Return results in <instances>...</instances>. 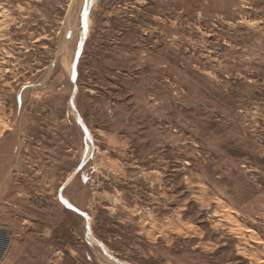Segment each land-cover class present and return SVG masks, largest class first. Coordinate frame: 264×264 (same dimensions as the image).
<instances>
[{"label":"rangeland","instance_id":"rangeland-1","mask_svg":"<svg viewBox=\"0 0 264 264\" xmlns=\"http://www.w3.org/2000/svg\"><path fill=\"white\" fill-rule=\"evenodd\" d=\"M10 254L264 264V0H0Z\"/></svg>","mask_w":264,"mask_h":264},{"label":"crops","instance_id":"crops-1","mask_svg":"<svg viewBox=\"0 0 264 264\" xmlns=\"http://www.w3.org/2000/svg\"><path fill=\"white\" fill-rule=\"evenodd\" d=\"M19 257L16 255V256H13V255H8L6 256L5 258V263L4 264H18L19 263Z\"/></svg>","mask_w":264,"mask_h":264},{"label":"bare ground","instance_id":"bare-ground-1","mask_svg":"<svg viewBox=\"0 0 264 264\" xmlns=\"http://www.w3.org/2000/svg\"><path fill=\"white\" fill-rule=\"evenodd\" d=\"M94 1V0H93ZM90 3V2H89Z\"/></svg>","mask_w":264,"mask_h":264}]
</instances>
